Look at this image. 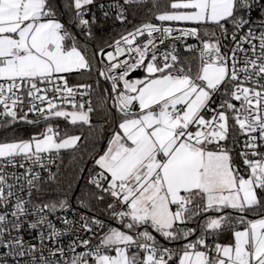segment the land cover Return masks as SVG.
Wrapping results in <instances>:
<instances>
[{
  "label": "snow or ice",
  "instance_id": "1",
  "mask_svg": "<svg viewBox=\"0 0 264 264\" xmlns=\"http://www.w3.org/2000/svg\"><path fill=\"white\" fill-rule=\"evenodd\" d=\"M20 123L0 264H264V0H0Z\"/></svg>",
  "mask_w": 264,
  "mask_h": 264
},
{
  "label": "trees",
  "instance_id": "2",
  "mask_svg": "<svg viewBox=\"0 0 264 264\" xmlns=\"http://www.w3.org/2000/svg\"><path fill=\"white\" fill-rule=\"evenodd\" d=\"M37 130V126L24 123L17 124L14 127L2 128L0 129V141L12 140L19 137L27 138L29 134Z\"/></svg>",
  "mask_w": 264,
  "mask_h": 264
},
{
  "label": "built area",
  "instance_id": "3",
  "mask_svg": "<svg viewBox=\"0 0 264 264\" xmlns=\"http://www.w3.org/2000/svg\"><path fill=\"white\" fill-rule=\"evenodd\" d=\"M0 129H2V128H0Z\"/></svg>",
  "mask_w": 264,
  "mask_h": 264
}]
</instances>
